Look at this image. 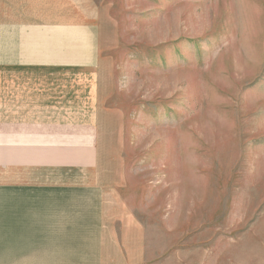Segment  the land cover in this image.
Returning a JSON list of instances; mask_svg holds the SVG:
<instances>
[{
	"label": "rangeland",
	"instance_id": "374dc122",
	"mask_svg": "<svg viewBox=\"0 0 264 264\" xmlns=\"http://www.w3.org/2000/svg\"><path fill=\"white\" fill-rule=\"evenodd\" d=\"M96 1L154 264H264V0Z\"/></svg>",
	"mask_w": 264,
	"mask_h": 264
},
{
	"label": "crops",
	"instance_id": "0c3cea01",
	"mask_svg": "<svg viewBox=\"0 0 264 264\" xmlns=\"http://www.w3.org/2000/svg\"><path fill=\"white\" fill-rule=\"evenodd\" d=\"M107 19L96 0H0V264L155 262L103 111Z\"/></svg>",
	"mask_w": 264,
	"mask_h": 264
}]
</instances>
